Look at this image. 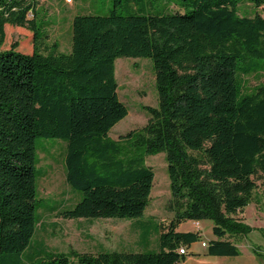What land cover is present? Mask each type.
Wrapping results in <instances>:
<instances>
[{
    "label": "trees",
    "instance_id": "1",
    "mask_svg": "<svg viewBox=\"0 0 264 264\" xmlns=\"http://www.w3.org/2000/svg\"><path fill=\"white\" fill-rule=\"evenodd\" d=\"M38 0H0V46L7 27L32 34L33 51H0V264H75L67 253H23L38 229L36 139L67 142L66 181L83 194L64 219H136L144 215L154 173L146 155L166 152L170 189L187 205L161 224L158 252H73L78 264H182L200 231L188 220L210 219L216 239L207 255L239 256L237 240L253 228L235 216L264 179V84L243 91V75L264 72V16L239 14V4L264 0H175L180 8L147 14L144 0H114L106 15H77L70 53L47 39ZM11 25V26H9ZM119 57L153 61L158 107L148 124L110 136L128 114L118 94ZM189 151H203L207 167ZM264 234V233H263ZM232 239V240H231ZM185 248L186 254L180 249Z\"/></svg>",
    "mask_w": 264,
    "mask_h": 264
},
{
    "label": "rangeland",
    "instance_id": "2",
    "mask_svg": "<svg viewBox=\"0 0 264 264\" xmlns=\"http://www.w3.org/2000/svg\"><path fill=\"white\" fill-rule=\"evenodd\" d=\"M175 0H144L147 14L177 11ZM114 6V0H38V22H44L47 39L41 44V51L48 52L55 43L58 50L70 53L72 48V21L77 15H106ZM264 16V7L256 8L249 1L239 4V14ZM11 26V25H9ZM13 44L24 53L33 51L32 34L18 27H7V37L0 51L8 50ZM115 76L118 94L128 108L127 116L110 131V136L121 139L132 131L143 129L151 115L146 107H158L159 98L155 86L153 61L146 57H119L115 62ZM243 91L250 92L264 84V72L243 75ZM36 174L39 220L36 235L23 253L24 263L35 259L41 251L67 253L78 264L73 252L97 253L131 251L158 252L161 224H170L177 212L182 211L186 200H176L170 189L166 152L146 155V166L154 173L153 186L144 215L138 218L147 222L149 242L141 243L136 219L122 218H81L64 219L63 210L73 209L81 201L83 194L69 185L65 175V155L67 142L58 138L38 137L36 139ZM196 156L201 167H207L203 151H189ZM257 188L252 202L235 217L253 228L246 237L237 240L239 256L209 259L214 264H264V179L256 178ZM193 220L181 224L179 231H195ZM201 241L195 243L189 253L203 252L202 240L215 239L210 219L199 221ZM196 226V227H197ZM199 231V230H196ZM198 258L199 255H188Z\"/></svg>",
    "mask_w": 264,
    "mask_h": 264
},
{
    "label": "crops",
    "instance_id": "3",
    "mask_svg": "<svg viewBox=\"0 0 264 264\" xmlns=\"http://www.w3.org/2000/svg\"><path fill=\"white\" fill-rule=\"evenodd\" d=\"M194 225H195V229L196 230H199L201 232V229L198 227H196V224L195 222H193ZM199 223V222H198ZM180 228V227H179ZM195 230V231H196ZM216 239V238H215ZM211 240L213 239H209L208 241H204L202 240V242H206V243H209ZM232 240V239H231ZM236 244L238 245V243L236 242ZM204 251L203 252H196L194 255H199L198 258H195V257H189L186 259V261H184L182 264H214L213 261H210L209 262V259H218V257L216 256H209L207 255V247H204Z\"/></svg>",
    "mask_w": 264,
    "mask_h": 264
},
{
    "label": "built area",
    "instance_id": "4",
    "mask_svg": "<svg viewBox=\"0 0 264 264\" xmlns=\"http://www.w3.org/2000/svg\"><path fill=\"white\" fill-rule=\"evenodd\" d=\"M67 1L71 2L72 0H67ZM195 224H196V226L199 225L198 222H195ZM202 246L203 247H207V243L206 242H202ZM179 251H180L181 254H186L187 253V250L185 248H181Z\"/></svg>",
    "mask_w": 264,
    "mask_h": 264
}]
</instances>
